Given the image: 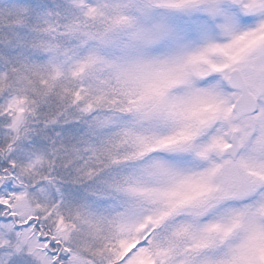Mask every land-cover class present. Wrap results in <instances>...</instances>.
Listing matches in <instances>:
<instances>
[{
    "label": "snow or ice",
    "instance_id": "obj_1",
    "mask_svg": "<svg viewBox=\"0 0 264 264\" xmlns=\"http://www.w3.org/2000/svg\"><path fill=\"white\" fill-rule=\"evenodd\" d=\"M0 264H264V0H0Z\"/></svg>",
    "mask_w": 264,
    "mask_h": 264
}]
</instances>
